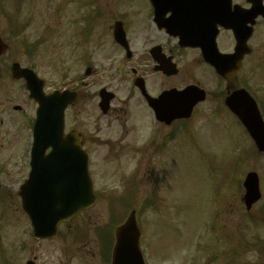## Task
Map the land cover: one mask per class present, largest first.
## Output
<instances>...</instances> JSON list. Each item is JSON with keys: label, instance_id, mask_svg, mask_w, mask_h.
Segmentation results:
<instances>
[{"label": "rangeland", "instance_id": "374dc122", "mask_svg": "<svg viewBox=\"0 0 264 264\" xmlns=\"http://www.w3.org/2000/svg\"><path fill=\"white\" fill-rule=\"evenodd\" d=\"M10 1L0 0L11 20L9 23L0 19V32L9 41L5 60L34 68L44 78L47 90L74 83L82 71L78 66L81 62L75 65V52L67 44H71L72 35L84 37L80 34L81 17L76 15L86 9L99 12L88 46L92 56L87 62L93 66L101 53L97 50L99 43H106L103 39L110 36L108 28L113 18L125 20L131 40L147 37V31L152 34L142 0H75L74 7L63 6L61 0ZM14 25L20 27L15 29ZM257 38L264 52V35L258 33ZM132 47L138 50L137 41ZM195 81L207 91L208 98L186 124V133L178 134L184 142L177 143L174 155L168 158L151 152L143 163L137 155L117 156L116 162L98 159L95 190L100 199L96 205L64 224L58 237L51 241L34 240L25 219V226L20 219L16 224L9 223L1 233V262L25 264L35 258V264H104L98 232L113 229L118 219L134 209L142 223L145 264H264V155L257 154L248 136L223 109L222 94L212 87L213 81L196 72L177 79V83ZM239 81L264 107V54L260 53L256 60L255 73L250 75L244 70ZM14 88L17 86L9 89ZM79 105L89 111L85 99ZM84 115L81 111L79 119ZM71 122L69 117L68 123ZM12 141H7L0 151L4 164L0 179L4 186L12 181L22 182L27 172L17 150L20 144ZM162 169L163 182H156L154 188L151 180L160 175L162 181ZM248 172L258 175L262 196L247 212L241 202V183ZM126 180L131 181L129 186ZM126 191L130 192L128 197ZM216 206L220 226L216 220L209 223ZM14 218L0 213V227ZM219 229L222 237H217Z\"/></svg>", "mask_w": 264, "mask_h": 264}, {"label": "flooded vegetation", "instance_id": "af4514ba", "mask_svg": "<svg viewBox=\"0 0 264 264\" xmlns=\"http://www.w3.org/2000/svg\"><path fill=\"white\" fill-rule=\"evenodd\" d=\"M208 1L205 14L201 11L204 0H172L171 11L162 18L163 21H170L172 34L154 26L151 35L147 31L145 34L148 36L139 40H131L127 36L129 48L133 49L136 41L138 46L137 51L133 50L129 54L114 42L113 26L110 25V36L103 39L106 43L98 45L97 50L101 53L95 60V66L87 62L92 56L90 54L84 57L83 62L79 61L81 63L78 66L82 71L77 74L83 76L76 80L73 87L66 85L63 88L74 91L77 96L75 104L66 110L64 133L78 135L89 157L96 161L105 156L137 155L142 157L143 163L151 152L165 156L175 154L178 133L186 131L188 120L160 123L155 119L147 99H156L163 92L182 91L188 85L201 88L198 81L193 84L182 83L183 80L177 83L182 74L194 72L197 76L213 81L212 87L220 90L224 98L241 88L239 76L242 71L250 75L255 73L256 60L260 53L264 54L263 44L257 38L258 33L264 35V19L261 17L254 20L252 33L246 41L248 53L241 60V69L230 79L218 76L205 59L223 62L225 59L234 60L230 57L235 53V36L216 21L223 20L249 29L251 11L258 0ZM177 9L185 13L174 14ZM210 10L219 12L209 13ZM180 19H185L187 26L181 25ZM116 22L122 23L127 35L123 18H113V25ZM91 34L92 30L83 39L90 41ZM221 66L226 74V69L232 64L226 67L222 63ZM86 79L87 84L84 82ZM13 83L20 85L13 90L5 85L4 89L9 90L3 92L1 86L4 83L0 85V99H3V102L0 101V141L16 138L24 127L30 130L34 120L36 104L30 100L22 81ZM102 91L110 96V101L100 106ZM82 98L87 101L89 111L80 107ZM81 111L85 113L82 120L79 119ZM69 117L72 118L71 123H68ZM12 192L14 194L10 199L13 201L15 192Z\"/></svg>", "mask_w": 264, "mask_h": 264}, {"label": "water", "instance_id": "95a60500", "mask_svg": "<svg viewBox=\"0 0 264 264\" xmlns=\"http://www.w3.org/2000/svg\"><path fill=\"white\" fill-rule=\"evenodd\" d=\"M4 49L5 47L0 43V54ZM195 95L197 101L202 100L201 94ZM192 103L193 101H189L188 106ZM63 104L56 97L44 99V109L40 107L38 111L37 132L32 150V172L29 182L24 187V193H32L30 204L26 206L33 214L32 223L37 238L53 237L60 221L69 219L75 212L88 207L93 202L91 195L88 197V191H91L86 178V156L78 147L73 146L70 137L61 136L60 128L56 132L58 122L62 121ZM226 105L241 121L256 148L263 152L264 124L255 103L246 92L240 91L232 95L226 101ZM46 148H51L52 152L44 158ZM257 181L255 174H248L245 179V201L248 207L259 198ZM64 188L75 190L76 199L70 200L74 195H71V191L70 193L64 191ZM64 193L66 198L63 199ZM117 237L114 264H121L126 260H122V253H125L129 260H136V264H142L138 251L139 231L133 216L118 231Z\"/></svg>", "mask_w": 264, "mask_h": 264}]
</instances>
